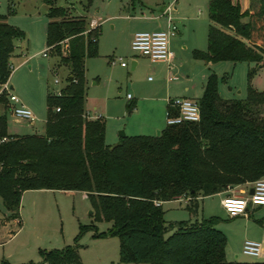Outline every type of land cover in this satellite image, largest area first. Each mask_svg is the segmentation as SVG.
Instances as JSON below:
<instances>
[{"label":"trees","instance_id":"trees-1","mask_svg":"<svg viewBox=\"0 0 264 264\" xmlns=\"http://www.w3.org/2000/svg\"><path fill=\"white\" fill-rule=\"evenodd\" d=\"M8 1L12 6L18 0ZM56 1L42 0L48 18L45 46L67 74L59 92L46 95L43 133L8 134L6 112L0 113V138H7L0 143V197L7 217L18 218L26 190L80 191L94 221L111 225L104 232L94 223L80 225L77 237L90 229L96 237H118L119 260L112 264H264L226 259L217 216L166 225L162 206L154 204L189 196L187 209L196 213L199 198L264 177V91L248 84L244 98L224 99L210 74L197 99V122L166 124L158 135H125L107 144L105 120L88 118L84 107L85 60L99 55L101 25L91 27L86 16L72 15L69 6ZM207 15V48L193 50V58L254 63L249 80L264 65V0H249L245 10L238 0H208ZM5 20L0 15V84L13 70L16 41L25 37ZM6 98L0 93V102ZM135 104L129 101L127 111ZM167 114L177 110L168 104ZM39 253L41 261L28 264H82L77 245Z\"/></svg>","mask_w":264,"mask_h":264},{"label":"rangeland","instance_id":"rangeland-1","mask_svg":"<svg viewBox=\"0 0 264 264\" xmlns=\"http://www.w3.org/2000/svg\"><path fill=\"white\" fill-rule=\"evenodd\" d=\"M85 3V0L56 1V5L69 6L72 15H84L89 24L90 19H95L101 25L99 55L85 60V109L104 117L107 125V144L117 143L122 136L121 132L125 135H156V132L166 125L162 102L141 101L140 104L138 102L136 111L135 108L127 111L126 94L130 93L133 97L140 94L153 96L154 92L147 91V88L159 83V68L131 49L125 33L127 27L139 31L157 29V21L117 18L116 16L121 14L143 16L140 3H135L132 7L130 0H93L84 8ZM191 7H187V14L192 16L193 20L196 17L195 34L202 43V49H205L208 22L206 0H195ZM143 11L145 16H150V10ZM45 12L46 5L42 0H18L12 6L8 0H0V15H5L7 23L19 27L25 33L23 39L16 41V52L20 55L11 60L14 68L9 77L13 86L11 90L35 115V120L29 125L28 121L13 117L7 98L5 102H0V113L6 112L8 130L12 134L43 133L47 109L46 95L60 89L65 83L67 68L57 65V58L48 52L46 56L43 55L46 51L45 25L48 21ZM111 56L116 61L114 64L110 63ZM137 59L138 65L132 68V62ZM120 61L126 62L127 66L121 67ZM254 66V63L246 62L219 61L212 65L202 62L201 68L190 76L189 81L195 87L194 93H198L208 76L215 74L218 93L222 98L242 99L246 96L248 84L257 91H264V65L258 67L248 80V70ZM55 78L59 80L58 83L54 82ZM156 118L160 119L159 126L153 128L156 126H152V121ZM236 188L238 186L228 187L223 196L229 193L243 195ZM223 196L213 194L199 200L198 216L219 218L216 226L226 236V255L230 259L245 262L264 261L262 258L246 256L240 248H236L238 240L244 236H257L264 247V205L253 206L245 216L229 218L220 203ZM162 203L166 225L195 216V213L187 209L183 200ZM7 215L8 211L0 197V261L4 259L9 264L39 263L41 249L74 245H77L82 264H112L119 260L118 237H96L92 229L77 237L80 225L94 223L97 232H104L111 225V222L105 220L94 221L93 208L86 195L80 191L26 190L21 197L18 218L11 219ZM171 232L172 230H168L165 236ZM234 250L238 254L237 258L232 254Z\"/></svg>","mask_w":264,"mask_h":264},{"label":"crops","instance_id":"crops-1","mask_svg":"<svg viewBox=\"0 0 264 264\" xmlns=\"http://www.w3.org/2000/svg\"><path fill=\"white\" fill-rule=\"evenodd\" d=\"M238 1L241 5L242 10H245L248 8L249 0H242L241 1L242 3L240 2V0H238ZM165 2H166V0H142L141 3L139 4L140 7H142L141 8V15H143L142 17L141 16L136 17L135 15H122V14L117 15L116 17L117 18H124L125 17L128 19H139V20L153 19L154 21L155 20L157 21V24H155V27H158L157 29H154V30H163V29H166L167 22L163 17L160 16V14L164 9ZM194 2H195V0H177L176 1L173 16H174V20L177 24L178 29H177L175 36L170 41V47H171L172 51L174 52V57L170 63L162 62V61L151 62V63H155V65L158 66V68H159L158 74H159V78H160L158 84L149 86L147 88V91H153L154 92L153 96H145V95L140 94V95H136L135 97H133V95H131L130 93L126 94V96L128 94L130 95V97H128V102L129 101H135V102L137 101V107L135 104V107H134L135 109L133 108L134 111H136L138 109V105L140 104L141 101H146V100H149L151 102L160 101V102H162V105L164 108V115H166V118H167V105H168L169 100H171L173 98H178V97H189V98H193V99H198L201 96L204 85L202 84L203 86L201 87L200 91H198V93H194L195 87L193 86V83L189 81L190 76L192 74H194V72L198 71L201 68L200 66H201L202 62L205 63L206 65H212L213 63L203 61V60H198V59L193 58V56H192L193 50L198 49V50L205 51L207 48L206 47L205 49H202V43L200 41H198V39L196 37L195 29H194L196 17H194V20H193L192 16H188V14H187L188 13L187 7H191L192 4H194ZM207 4H208V0H206V8H207ZM134 6H132V7H134ZM147 9L150 10V16H145V14L143 13L144 12L143 10H147ZM193 10H194V8H193ZM197 11H198V13H200V10L198 7H197ZM206 17H207V21H208L207 22V30H208L210 20L208 19L207 10H206ZM90 20L91 21L94 20L95 24H98V22L95 19H90ZM244 20H246V19H244ZM127 28L128 29H126L125 35H126L128 42L130 43L131 39L133 37V34L135 32H138L139 30H134V29H131L129 27H127ZM140 31H152V30H140ZM17 47L18 46H16V48ZM16 48L13 52L11 60L15 56L20 55V54H18V52H16ZM139 56H141V55H139ZM111 60L115 61V59L112 58V56L110 57V63H111ZM138 61L139 60L137 59V60L132 62V68H135L138 65V63H139ZM111 64H114V63H111ZM126 66H127V64H126ZM126 66H123V67H126ZM13 70H14V68H13ZM169 78H171V79H169ZM179 78H180V80H179ZM174 81H177V82H174ZM8 83H9L11 89H13V86L10 84L9 79H8ZM96 83H97V81L94 82V84H96ZM20 100L23 102V100L21 98H20ZM138 102H139V104H138ZM24 104L26 105V103H24ZM85 111H86V115L88 116V118L93 119L96 117H102L100 114L91 113V112L87 111L86 109H85ZM102 118L104 119V117H102ZM152 122L154 124L152 126H156L153 128H158L160 119L156 118ZM27 124H29V123H27ZM105 125H106V122H105ZM164 127H165V125H164ZM164 127H161V129ZM7 131H8V134H11V135L17 134V133H14V134L10 133L8 128H7ZM27 134H30V133H27ZM105 140H106V130H105ZM250 188H251V185L247 184V185H239L238 188H236V189L239 192L246 194L247 192L250 191ZM68 192H72V191H68ZM83 194L85 195V193H83ZM217 195L223 196V192L217 193ZM185 197L186 196H181L175 200H179V201L183 200L186 202V205H188L189 201H187L185 199ZM203 198L204 197L199 198V200H202ZM162 204L163 203L161 202V206H162ZM252 207L253 206H248L247 212ZM202 217H204V216L201 215L199 217L197 214V211H196L195 216L190 217L189 219H191V218L200 219ZM229 218H231V217H229ZM191 220H193V219H191ZM246 239H252V240L259 241L257 239V236H251V237L244 236L243 238L238 240L236 248L241 249L242 244H243L244 240H246ZM262 247H263V243H262ZM263 251H264V247H263ZM226 254L227 253H226V248H225L226 259L228 261H235V260L230 259V257H228ZM232 254H234L235 258L238 257V254L235 250L233 251ZM231 256H233V255H231ZM262 259H264V258L262 257Z\"/></svg>","mask_w":264,"mask_h":264},{"label":"built area","instance_id":"built-area-1","mask_svg":"<svg viewBox=\"0 0 264 264\" xmlns=\"http://www.w3.org/2000/svg\"><path fill=\"white\" fill-rule=\"evenodd\" d=\"M177 0H166L163 11L160 16L167 22L166 29L152 30V31H138L133 34L130 42V47L133 51L139 55L146 57L150 62H167L170 63L174 57V52L170 47V41L177 32V24L174 20L173 12L175 10V4ZM91 27L95 25V21L92 20L89 24ZM47 49L43 52V55H47ZM111 60V63H114ZM120 66H126V62L120 61ZM13 67V66H12ZM171 79V78H169ZM55 83H58L57 78L54 79ZM6 92V97L10 103V113L19 120H26L29 124L35 120V115L32 110L25 105L20 98L11 90V87L7 82L0 84V93ZM59 89L53 91L58 93ZM127 97H130L128 94ZM169 106L177 110V114H167L166 124H176L184 121L197 122L200 118L199 103L197 99L189 97H178L169 100ZM58 110V108H56ZM6 137L0 138V143L6 141ZM253 192H247L243 195L226 194L220 200L223 210L229 217H237L240 215H246L248 204L250 206H261L264 203H258V200L264 199V177L255 180L251 184ZM187 201L190 200L189 196H186ZM243 202L242 210L237 211L236 206ZM156 206L161 205V201H154ZM241 252L246 256L264 258V251L262 243L257 240L246 239L244 240L241 248Z\"/></svg>","mask_w":264,"mask_h":264},{"label":"clouds","instance_id":"clouds-1","mask_svg":"<svg viewBox=\"0 0 264 264\" xmlns=\"http://www.w3.org/2000/svg\"><path fill=\"white\" fill-rule=\"evenodd\" d=\"M257 202H258V203H264V199L258 200ZM242 208H243V202H240V203L236 206V210L239 211V210H242Z\"/></svg>","mask_w":264,"mask_h":264},{"label":"water","instance_id":"water-1","mask_svg":"<svg viewBox=\"0 0 264 264\" xmlns=\"http://www.w3.org/2000/svg\"><path fill=\"white\" fill-rule=\"evenodd\" d=\"M159 134V130L156 132V135H158ZM121 137H123V136H125V134H124V132H121ZM250 193H252L253 192V188H250V191H249ZM248 206H250V204H248Z\"/></svg>","mask_w":264,"mask_h":264}]
</instances>
